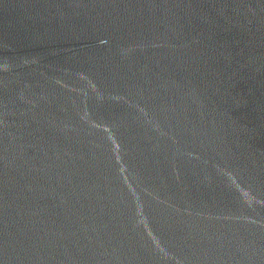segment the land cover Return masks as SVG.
<instances>
[{
    "label": "water",
    "instance_id": "1",
    "mask_svg": "<svg viewBox=\"0 0 264 264\" xmlns=\"http://www.w3.org/2000/svg\"><path fill=\"white\" fill-rule=\"evenodd\" d=\"M0 264H264V0H0Z\"/></svg>",
    "mask_w": 264,
    "mask_h": 264
}]
</instances>
